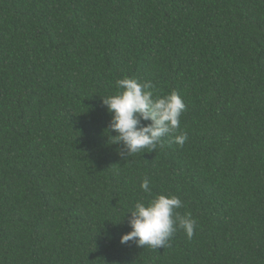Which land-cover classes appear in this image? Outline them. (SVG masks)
Returning a JSON list of instances; mask_svg holds the SVG:
<instances>
[{
  "label": "trees",
  "instance_id": "16d2710c",
  "mask_svg": "<svg viewBox=\"0 0 264 264\" xmlns=\"http://www.w3.org/2000/svg\"><path fill=\"white\" fill-rule=\"evenodd\" d=\"M125 77L186 105L126 160L102 103ZM159 194L193 237L122 244ZM0 264H264V0H0Z\"/></svg>",
  "mask_w": 264,
  "mask_h": 264
},
{
  "label": "clouds",
  "instance_id": "9594fccd",
  "mask_svg": "<svg viewBox=\"0 0 264 264\" xmlns=\"http://www.w3.org/2000/svg\"><path fill=\"white\" fill-rule=\"evenodd\" d=\"M116 87V94L102 97V103L111 115L104 134L108 137V143L111 141L109 144L122 146L117 153L122 159L126 160L145 149L156 150L157 146H162L165 136L176 133L180 128V118L186 105L176 91L154 95L151 82L128 77L118 79ZM113 132L116 134L111 135ZM173 139L182 147L188 135L181 131ZM140 188L151 194L147 178L143 179ZM183 206L176 195L159 194L147 203L137 201L126 213L130 214L127 224L131 231L123 234L120 242H133L137 247L156 250L166 247L178 229L191 239L196 221L190 213L181 215L177 211Z\"/></svg>",
  "mask_w": 264,
  "mask_h": 264
}]
</instances>
